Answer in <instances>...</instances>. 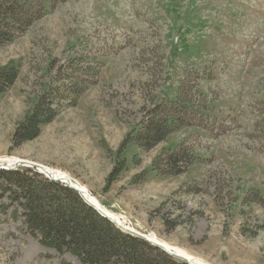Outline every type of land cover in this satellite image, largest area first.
I'll return each instance as SVG.
<instances>
[{
  "label": "rangeland",
  "instance_id": "1",
  "mask_svg": "<svg viewBox=\"0 0 264 264\" xmlns=\"http://www.w3.org/2000/svg\"><path fill=\"white\" fill-rule=\"evenodd\" d=\"M45 9L0 46V69L17 67L0 94V157L67 171L125 225L210 264H264V0H64ZM74 58L97 73L74 70ZM77 73L93 83L22 140L19 127L43 95L74 92L66 80ZM176 97L208 103L206 120L149 148L130 139ZM179 147L189 161L177 173L165 160ZM36 167L19 170L45 178ZM4 182L0 264H81L29 233Z\"/></svg>",
  "mask_w": 264,
  "mask_h": 264
},
{
  "label": "trees",
  "instance_id": "2",
  "mask_svg": "<svg viewBox=\"0 0 264 264\" xmlns=\"http://www.w3.org/2000/svg\"><path fill=\"white\" fill-rule=\"evenodd\" d=\"M2 1L4 0H0ZM61 1L64 0H9L6 5L0 6V46L22 35L26 25L46 12V3L53 6ZM76 62L81 61L75 58L72 60L74 70L85 71L93 76L97 73L94 72L98 68L95 65L87 63L84 68L80 66L81 63L76 65ZM16 73L17 67L14 64L0 69V94L10 87ZM84 78L78 73L67 78L66 81L76 87L74 92H67L68 95L63 94L64 91L59 90L60 88L46 92L38 103L36 112L28 116L26 123L19 127L21 139H33L41 122L51 114L55 115L57 111L73 106L76 102L74 97L80 96L93 83ZM200 94L206 98L205 94ZM167 100L154 111V119L144 124L140 132L130 134V139L135 140L143 149L152 147L169 132L183 125H194L196 116L205 120L208 117V103L200 107L193 101L179 97L175 101ZM171 112L173 117L169 115ZM204 125H208L207 121ZM180 148L172 151L165 160L177 173L180 171L179 166L189 161L186 152ZM160 159L162 157L155 162ZM0 180L5 181L4 190L17 203L16 209L21 210L29 233L42 245L55 249L61 257L70 253L81 264H187L175 256L167 255L142 238L122 232L68 186L43 178L41 174H31L29 169L0 170ZM60 259L61 264H70L64 258Z\"/></svg>",
  "mask_w": 264,
  "mask_h": 264
},
{
  "label": "bare ground",
  "instance_id": "3",
  "mask_svg": "<svg viewBox=\"0 0 264 264\" xmlns=\"http://www.w3.org/2000/svg\"><path fill=\"white\" fill-rule=\"evenodd\" d=\"M0 160L5 161V159H3V158H0ZM24 162H26V161L21 160L20 158H15V157L13 158L12 157V158H6L5 164H6V166H9V167H12V166L15 167V166H18ZM32 164H34V162ZM36 164H37L36 166L38 167V170L41 171L42 173H44L45 175H53L54 176V174L56 172L55 175L58 178H61L63 181H66V183H68L69 185L79 189L81 191V193L83 194V196L86 198V200H88V202H90V204L92 206L99 209V211L101 213L108 216V218H111L117 224H121L122 226H125L126 230H130V231L134 232L135 234H142V233L132 229L127 224L125 225V222L118 215H116L115 213H113L109 209H107L105 206H103L100 203V201L98 200V198H96L94 196V194H92L85 185H83L82 183H80L77 180H75L74 178H72L71 175L67 173V171L64 172V171L60 170V172H59V171H55L54 168H50L46 165H42V164H38V163H36ZM142 235H144V234H142ZM144 236L147 238V240H150L153 244L160 246L161 248L165 249L168 252L173 253L174 255H177L181 258L188 260L191 264H210V263L204 261L203 259L199 258L198 256L190 254L188 251H186L180 247L171 245L170 243H168L162 239L160 240V238L154 234H147Z\"/></svg>",
  "mask_w": 264,
  "mask_h": 264
},
{
  "label": "water",
  "instance_id": "4",
  "mask_svg": "<svg viewBox=\"0 0 264 264\" xmlns=\"http://www.w3.org/2000/svg\"><path fill=\"white\" fill-rule=\"evenodd\" d=\"M52 178V177H51ZM53 179V178H52ZM89 203V205H91L90 204V202H88ZM96 210H98L99 211V209H97V208H95ZM99 213L101 214V215H103V216H105V217H107L108 218V216H106V215H104L103 213H101L100 211H99ZM112 222H114L111 218H109ZM149 241V240H148ZM166 251V250H165ZM169 255H172V256H174V254L173 253H171V252H168V251H166ZM175 257H178V258H181V257H179V256H177V255H175ZM182 260H184L185 262H187V263H189V264H191L188 260H186V259H184V258H181Z\"/></svg>",
  "mask_w": 264,
  "mask_h": 264
}]
</instances>
